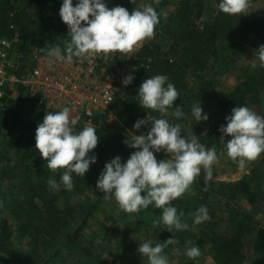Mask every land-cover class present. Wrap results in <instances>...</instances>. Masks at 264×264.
Returning a JSON list of instances; mask_svg holds the SVG:
<instances>
[{
  "label": "trees",
  "instance_id": "obj_1",
  "mask_svg": "<svg viewBox=\"0 0 264 264\" xmlns=\"http://www.w3.org/2000/svg\"><path fill=\"white\" fill-rule=\"evenodd\" d=\"M209 1L176 0L172 6L173 10L166 18L165 26H161L163 16L160 11L169 1L160 0L159 4H155L153 0H146L143 4V6L151 4L159 14L160 22L155 26L154 32L162 33L167 30L170 33L172 58L158 55L155 61L151 60L149 65L147 64V67L139 68L132 86L126 91H121L106 112L95 117L94 122L98 126L94 128L99 136V142L90 153L97 157V162L92 165H98L99 169L103 170L105 163L116 156H120L122 162H126L130 154L136 151L125 144V140L131 136L130 133L140 131V134H146L149 130L150 122L139 130L133 128L138 120L145 119L149 114L155 115L150 110L143 109L136 97L143 81L155 75H166L168 82L173 83L179 93L174 103L185 112L214 87V84L206 80L201 73L210 69L214 71L213 74H217L220 68L231 67L226 50L252 36H258L264 42V8L250 15H229L219 11L215 19L211 20L205 15L209 9ZM259 1L262 0H251V4ZM110 2L113 3V7L122 6L130 13L135 8L143 7L141 0ZM61 5L62 0H0V38L11 35L10 26L17 27L21 33L17 71L19 77L31 67L34 53L47 55L48 50L56 46L63 50L65 43L70 41L69 31L64 29L65 23L59 15ZM234 33L243 34V36L239 34L238 42L233 41L231 37ZM141 52L153 53L149 46L142 48ZM262 98L264 67H258L254 72H244L239 76L238 83L207 113L209 119L202 127L215 139L220 140L222 136L220 128L226 126L225 118L231 114L233 108L246 106L264 117ZM34 109V101L20 91L18 99L9 101L6 112L0 118V163L9 162V155H15L11 166L6 165L0 169V186L4 185L7 192L2 194L3 202L5 207L11 209L9 215L13 214L21 220L18 225L23 229L22 234L28 232L35 241L40 239L52 243L69 232L65 238L66 243H74L91 211L97 208L100 201L93 204L75 229L72 228V223L78 220L84 211H79L68 202L58 204V194H51L48 186L50 179L60 181L63 169L53 172L47 167V161L42 158L38 149L30 150L28 146V142L35 138L38 127L33 124L36 116ZM169 110L173 112L175 105ZM156 115L160 118L159 113ZM111 116L112 120L108 122V117ZM13 119L14 126L10 127L9 120ZM128 128L132 129L131 132ZM26 133L29 136L24 144ZM224 139L227 142L230 137ZM90 176V171L84 177L74 175V188L82 189L87 186ZM255 180L253 174L245 175L236 182L214 179L206 181L203 177L193 182L187 192L196 193L195 198H201L197 202L204 203L203 206L207 207L210 218L214 210L207 203V199L212 195H223L227 200L243 199L252 208H257L264 217V194L255 189ZM9 215H4L0 211V264H36L31 255L25 256L14 246ZM153 237V246L156 243H165L170 238H174L178 243L185 240L184 236L179 235L177 238L167 229L154 232ZM207 241L211 245L216 264H250L253 263L255 256L264 259V226L247 215H243L240 220H233L226 236L217 233L207 236L202 233L195 244L201 248ZM171 246L174 247L173 244ZM43 264L48 262L45 261ZM109 264L116 262L112 261Z\"/></svg>",
  "mask_w": 264,
  "mask_h": 264
},
{
  "label": "clouds",
  "instance_id": "obj_2",
  "mask_svg": "<svg viewBox=\"0 0 264 264\" xmlns=\"http://www.w3.org/2000/svg\"><path fill=\"white\" fill-rule=\"evenodd\" d=\"M153 2L159 4L160 0ZM250 6L251 0H219L217 8L225 14L240 15ZM59 15L68 26L71 39L63 50L58 46L51 47L47 55L55 62L66 64L85 57L128 53L140 42L151 39L160 22L158 12L151 4L135 8L130 13L122 6L109 9L105 0H75V6L74 0H62ZM255 55L260 67H264V45ZM133 80L134 76L128 75L122 83L127 86ZM137 92L139 105L155 115L149 114L138 120L133 128L139 130L149 122L151 126L146 134H132L125 140V144L136 151L126 162H122L120 156L106 162L96 188L105 200L114 197L126 213H139L154 206L162 209L161 223L168 226L169 231L173 228L187 230L189 225L181 221L183 213L178 214L172 202L190 190L202 170L206 181L212 180L213 166L219 162L217 150L206 147L194 134L182 136L179 124L163 118L174 105L173 116L179 119L185 115L183 109L174 103L179 93L166 75L146 79ZM202 113L197 101L191 107V117L196 122L207 121L208 114ZM225 119L226 126L220 128V141L225 143L228 158L244 168L264 153V117L240 105L233 108ZM76 123L71 108L65 106L60 111L47 112L35 135V148L47 161V167L53 172L63 169L60 183L67 191L74 187V175L84 177L90 165L97 162V157L90 155L99 142L96 129L86 126L76 133L73 130ZM225 137L230 139L225 142ZM161 151L170 158L158 161L155 154ZM48 184L53 190L59 188L55 179H50ZM209 219L208 209L202 205L194 214L193 223L200 224ZM176 243L178 241L170 238L153 246L148 240L139 244L138 252L148 264H169L168 257L162 253L164 247ZM189 244L190 241L185 246V254L190 260H196L201 256V250L197 246L189 247Z\"/></svg>",
  "mask_w": 264,
  "mask_h": 264
},
{
  "label": "rangeland",
  "instance_id": "obj_3",
  "mask_svg": "<svg viewBox=\"0 0 264 264\" xmlns=\"http://www.w3.org/2000/svg\"><path fill=\"white\" fill-rule=\"evenodd\" d=\"M168 1L170 4L165 5L163 10L160 11L163 16L161 26L166 25V18L173 10L172 6L176 2V0ZM145 2L146 0H141L142 6ZM105 3L109 9L113 8V3L110 0H105ZM209 4V9L205 15L208 19L214 20L219 12L217 0H210ZM261 8H264V0L251 4L247 12L243 14L250 15ZM64 26L66 31H70L66 24ZM239 34L242 33L231 35L233 41L238 42L237 38ZM10 37L11 35L3 38L8 39ZM171 45V35L167 30L162 33L156 31L151 39L140 42L132 51L128 53L117 52L112 53V55L115 57L118 65H122L123 63L135 65L143 61L149 65L151 60L155 61L158 55L172 58V53L170 52ZM261 45H264V42L260 37L252 36L247 38L237 46L232 47V49L226 50L229 62L231 63L229 69L222 67L217 74H213L214 71H210V69L205 70L203 74L201 73L206 80H210L214 84L212 90L198 100L203 113H208L216 107L222 96L227 94L238 83L239 76L244 72H254L260 67V61L255 55V48L259 49ZM148 46L153 53H142L143 51L140 53L142 48L144 49V47ZM195 88H197V84ZM262 99L263 103H261V106L264 107V98ZM192 105L184 112L185 115L179 119L173 116V112L170 110H168L165 118L172 124H179L181 126L182 136L194 134L206 147L216 148L219 162L213 166L212 179L223 182H236L245 175L253 174L256 177L254 182L255 189L264 194V154H261L256 160L248 162L244 168L238 167L236 163L228 158L224 143L219 139H215L212 134L204 130L202 124L205 121L196 122L192 119ZM111 120L112 116L108 117L107 121L111 122ZM8 125L10 127L14 126V119L9 120ZM94 125L95 127L98 126L95 122ZM131 130V128H128V131L131 132ZM132 134L139 135L140 131L130 133V135ZM28 136V133H26L23 141L24 144ZM35 144V138L28 142L30 150L35 149ZM155 155L158 161L170 158L163 151ZM9 157V162L0 163V169L6 165L11 166L13 164L15 155L10 154ZM89 171L91 173L90 181L82 189H75L73 187L71 191H67L64 185L60 181H57L59 188L58 190H53L48 184L51 194H58V204L68 202L79 211H84L83 215L72 223L71 226L74 229L78 226L84 215L91 210L93 204L100 201L97 208L91 211L90 217L82 226L80 235L74 243H66L65 238L70 234L69 232L64 234L58 241L52 243H46L40 239L35 241L28 232L22 234L23 229L18 225L21 220L13 214L9 215L11 209L10 207H5L2 197V194H7V192H5L4 185L0 186V211L4 215H9L8 218L14 234V246L25 256L31 255L36 264H43L45 261L48 264H109L112 261H115L116 264H148L147 259L138 252V246L144 241L150 240L154 242V232L164 229L169 231L168 226L161 223L162 209L149 206L148 210L139 213H126L122 211L114 197L105 200L103 194L97 190L96 182L102 172L99 166L92 165ZM203 177H205V173L202 170L195 181ZM195 194L186 191L182 197L172 202V206L177 208V213H183L181 216L182 223H187L189 227L187 230L177 231L173 228L169 231L172 235H176L177 238L179 235L185 238L182 243L173 244L174 247L171 245L164 247L162 254L168 257L169 264H216L211 251V245L208 241L203 243L200 248L202 254L196 260H190L186 256V244L190 241L189 247L197 246L195 241L201 237L202 233L207 234V236H211L212 233L226 236L232 227L233 220H240L243 218V215L254 218L259 224L264 226V217L261 216L257 208H252L243 199L227 200L223 195L210 196L207 199V203L214 210L212 217L200 224H194V214L200 206L204 205V203L197 202L201 198H195ZM141 195H144V193L142 192ZM263 261L264 259L255 256L253 263L250 264H262Z\"/></svg>",
  "mask_w": 264,
  "mask_h": 264
},
{
  "label": "built area",
  "instance_id": "obj_4",
  "mask_svg": "<svg viewBox=\"0 0 264 264\" xmlns=\"http://www.w3.org/2000/svg\"><path fill=\"white\" fill-rule=\"evenodd\" d=\"M10 30V38H0V118L9 101L17 100L21 91L35 103V126L43 122L47 112L68 106L77 120L73 130L78 133L86 126L95 127V117L106 112L121 91L132 86L139 68L147 67L144 61L118 65L112 54L75 59L66 64L34 53L31 67L19 77L21 33L15 26H10ZM128 75L134 76V80L125 86L122 81Z\"/></svg>",
  "mask_w": 264,
  "mask_h": 264
}]
</instances>
